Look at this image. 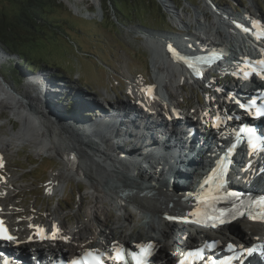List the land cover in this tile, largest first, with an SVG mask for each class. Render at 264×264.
Wrapping results in <instances>:
<instances>
[{"label": "bare ground", "instance_id": "1", "mask_svg": "<svg viewBox=\"0 0 264 264\" xmlns=\"http://www.w3.org/2000/svg\"><path fill=\"white\" fill-rule=\"evenodd\" d=\"M65 1L72 6L71 8H74L75 12L79 11L76 5L77 2L86 1L90 3V1H95L98 5L100 3V0ZM203 3L204 5L202 7L199 6L195 10L194 19L191 17L184 19L181 11H176L174 13V21L177 19L180 25L177 29L178 36L153 37L150 32L140 31L143 32V35H148L145 36V40L148 43V49L151 54L150 64L153 67L152 84L150 85L146 83V81L142 83L141 79L131 80L129 82L128 92L136 100L135 105H133L134 107L122 103V101L111 102L109 106L101 105L102 107H99L97 104L99 108L97 107L95 110L103 111L105 114L113 111L111 115H114L106 120L103 119L104 123L99 126L98 124L96 125L97 121L94 123L90 120L82 121L76 118L79 120V124H76L77 128L80 129V126L81 129H83L81 132L87 135L84 138L79 137L81 143L74 137H70V133L73 131H69V129L61 125L60 122V125L53 124L51 118L43 112L44 110L40 108L39 105L31 106L30 104H24L19 98L8 95L6 85H3L0 81V107L12 110L14 116H16L20 122V127L17 130L10 128L9 137L0 139L3 146L5 145V147H8L10 142L14 139L20 141L27 140L33 143L32 145L38 150V154H44L45 152L57 154L56 149L53 150L52 148V141H54L53 138H59V144L62 146L61 149L59 147V151H68L70 147L80 149V152L73 150L74 152L71 154L70 152H66L63 165L49 176L46 187H51L52 192L64 190L62 180L69 174L79 176L74 177L79 180L85 181L86 179V193L91 196L90 206H88L87 209L90 214L93 213L94 218L92 220L91 217H87L85 221L79 220L76 222V225L70 226L60 218L62 212L59 211V213H56V209L49 210V225L53 230L59 231L55 235V238L50 239L52 243L58 244L49 246L64 247L70 253H75L76 250L85 249L87 247H102L104 249L109 246L112 241L120 243L121 240L125 239L129 242L149 243L153 245L152 248L155 250V254L163 255L166 254L168 249L167 240L172 225L171 219L176 217H178V220H181V222L185 221L187 223L185 226L191 227L189 237L199 238L200 240L206 238L216 239L218 243L222 244L228 241L245 243L255 239L253 236L256 234V227L252 228L249 233L242 231L234 233L230 230L231 226L237 220L229 221L225 218L226 222L220 224L216 219L213 222L218 224L217 227H212V223L201 224L204 227H200L196 223H188L190 220L194 222H196V220L200 221V204L194 201L187 203L188 199L182 200L179 199V197L174 198L172 193L166 191L167 189H164L162 185L158 183L167 185L172 184L177 190L181 189L184 190L185 193H194L202 187L205 189V186L211 183V176L208 172L202 176L203 170L205 169L203 164L201 165L198 163L197 166L192 169L186 166L182 154L180 156L177 155L175 158L171 156L169 152L170 145L166 144L164 147L159 146V139L155 135L150 139L149 134L151 132L147 131L144 133L145 129L148 130L149 127L141 124L144 119L134 115V108H138L146 117L149 108L158 105V100L163 101L169 99L175 104H178L177 93L176 91L173 92V89H181L188 81H191V83L204 81L199 78V76L201 77L203 74L189 71L183 63L170 54L168 55L165 49L167 43L170 44L171 48H173V44L176 45L178 53L180 54L194 55L193 51L196 49V45L198 44V46H201L200 42L197 41L200 40V38L202 39L203 36H207V39L219 40V44L227 45L230 49L239 47V50H242L247 49L249 45V41L247 40H249V38L257 37L253 33L250 34L251 37H248L243 30L241 33H237L235 30L233 31L232 25L228 23V18L236 17L239 24H241L245 21L244 17H246L252 20L253 26H255L253 23L254 21L259 22L256 25H264V14H260L258 9L257 13L254 15L252 13H246L248 12L247 10H244L241 14L234 15L228 9V12H224L223 9H218L215 6L209 5V0H204ZM84 14L88 17L95 16L94 12ZM201 18L203 21L200 20ZM239 24L237 23L238 26ZM234 35H240L239 39L241 41L238 42L239 44H234ZM192 40L196 41L197 44H189ZM202 44L204 45V43ZM208 80L209 79L205 81ZM207 83L213 86L212 82L209 81ZM8 99L11 100V106ZM197 104H201V102L198 100ZM30 107L37 109L39 119L42 121L41 124L44 127L39 126V122L32 119V116L29 117L26 115ZM116 110L118 112H114ZM196 113H198V111H196ZM132 114L135 116L133 119L131 117ZM155 117L156 115L151 116L150 119L156 120ZM96 127L104 129H96ZM117 127L120 128V131L115 129ZM93 130L97 131L99 135L98 139L93 138ZM86 137L90 139L87 138V140ZM84 142L88 145L85 144L87 148H84ZM109 142L114 145L112 150L109 148ZM118 144H121L120 147ZM104 147L107 148L105 149ZM1 149L3 151L4 149L0 148V154L4 157V152ZM102 150L106 151L108 156L106 154L103 156L104 153ZM161 152L164 153L161 154ZM139 155L143 157L145 155V157H148L151 161L145 160L146 158H138ZM113 157H118L120 160L119 164L123 168L122 170L117 167V162ZM193 159L196 161L195 155H193ZM127 170L129 172H127ZM148 170H150L152 174H148ZM130 171L138 172V175L131 176L128 174ZM13 177L14 176L10 174L9 177L4 176L1 179L0 200L3 201L4 217L11 223L15 232L20 235V239H23L24 237H29L26 234L36 233V230H34L33 227H29V225L37 224L38 222H35L36 216L31 214L24 217V221H22L12 209L15 205L13 204L11 196L6 192V186ZM148 177L153 178L158 183L149 184V181L146 180ZM145 181L147 185L143 184ZM12 190L10 189L11 195L15 193V191ZM110 196H113V198H110ZM102 200H111L112 209L115 208V211L125 208L124 203L128 201L132 203L137 211L143 214V216H139L140 223L136 225L132 233L127 235L123 233L128 213L126 215L123 214L121 217H119V215L113 220L112 218L106 219V221H109V225H94V223H96V210L100 208L98 205ZM169 202H172V206L170 207L168 205ZM183 208L188 209L186 215L182 214ZM110 214H108V217L112 215ZM177 225L178 222L173 226ZM42 226L44 227V225ZM90 226L94 227L96 234L89 232ZM205 226H210L215 229ZM63 227L69 229V232H63ZM182 229L186 230L184 227H182ZM233 236L237 238H232ZM64 237H67V240H65ZM32 242L38 243V237H35ZM43 242L46 244L48 241L43 240Z\"/></svg>", "mask_w": 264, "mask_h": 264}, {"label": "rangeland", "instance_id": "2", "mask_svg": "<svg viewBox=\"0 0 264 264\" xmlns=\"http://www.w3.org/2000/svg\"><path fill=\"white\" fill-rule=\"evenodd\" d=\"M59 1L65 9L59 12L50 10L48 15L59 19L63 31L53 34V29L43 27L42 33L32 42L33 46L25 48L35 56L36 60L42 59L49 62L51 68L22 65L16 55L1 49L0 46V81L6 85L8 95L19 98L24 104L39 105L42 109L51 110L55 115L54 120L58 123L61 121L69 131H73L70 137L78 141H80L79 137L84 138L87 135L81 132L83 129L80 126V129L77 128L76 124L79 120L76 118L94 123L97 121L96 125L99 126L104 123V120L114 115H111L113 111L105 114L103 111L95 110L98 105L99 107L109 106L111 102L126 99L125 94L131 80L141 79L142 83L146 80V83L152 84L151 54L145 40V36L148 35H143L140 31L150 32L153 37H168L170 34L178 36L177 29L180 25L177 19L174 21V13L181 11L184 19L189 17L194 19L195 10L204 5V0H134L135 4L132 8L128 0H115L116 7L123 13V17L112 5L107 12L104 11L102 9L104 0H100L99 5L95 1L77 2L78 12H75L67 1ZM209 3L218 9L227 12L229 10L234 15L241 14L244 10L254 15L257 9L260 14H264V0H209ZM16 9L13 2L0 0V11L11 15L17 11ZM89 12H94L95 16L88 17L84 14ZM200 20L203 21L202 18ZM10 63L20 71L18 75L15 74L17 78L13 77L9 71ZM81 77L82 82L79 81ZM199 78L204 81L198 83L188 81L181 89H173V92L177 93L178 102L194 106L198 100L203 101L201 93L207 92L208 83L205 80L210 77L204 78L203 75ZM8 100L11 106V100ZM13 113L9 108L0 107V139L10 136V128L17 130L20 127V122ZM26 115L32 116V119L39 122L37 123L39 126L44 127L36 108H28ZM115 129L120 131L118 127ZM93 131V138L98 139L97 131ZM53 140L51 139L52 148L58 152L59 147L62 148L59 144L60 140L59 138H53ZM32 144L27 140L14 139L8 147H5L0 141V148L4 149V151L1 150L7 158V170L14 176L12 184L15 188L17 187L13 190L19 192L17 194L19 198L14 200L18 202L23 200L27 207L40 209L45 217L46 211L56 209V213L62 212L60 218L68 225H76V222L85 221L87 217L93 220V213L90 214L87 209L91 199V196L86 193L87 180H79L74 178L79 176L69 174L62 180L64 190L52 192L51 187H46L47 180L62 166V163L46 157L47 154H38V150ZM85 144L84 142L82 145L87 148ZM120 145L118 144L119 147ZM109 148L111 150L114 148L110 142ZM104 150H102L103 156L107 155ZM169 152L174 158L181 155L171 148ZM113 159L117 162V167L122 170L118 157ZM147 172L152 174L150 170ZM128 174L134 176L138 175V172L130 171ZM146 180L149 184L158 183L153 178L148 177ZM143 184L147 185V182ZM158 184L170 193L181 190L175 189L172 184ZM127 203L132 205L127 201L125 205L123 204L125 208L115 211V208L112 209L111 200H102L98 205L100 208L96 210L94 225H109L106 219L113 220L119 215L121 217L128 213L123 233L125 235L132 233L136 225L140 223V214L135 212L136 208L133 205L131 207ZM108 214L111 216L108 217ZM171 221V228L176 222L178 225L183 224L184 227L187 224L185 221L178 220V217L172 218ZM91 227H89L90 231L94 232V227ZM254 227H256V235H264V227L261 224L253 225L240 220L235 221L230 230L234 233L237 231L249 233Z\"/></svg>", "mask_w": 264, "mask_h": 264}, {"label": "trees", "instance_id": "3", "mask_svg": "<svg viewBox=\"0 0 264 264\" xmlns=\"http://www.w3.org/2000/svg\"><path fill=\"white\" fill-rule=\"evenodd\" d=\"M17 7L14 14H6L0 11V46L5 51L19 58L22 65L29 64L42 68H51L49 62L36 60L35 56L25 48L33 46V41L42 33L43 27L53 29L52 33H60L63 28L59 19L48 14L50 10L59 12L65 9L59 0H8ZM134 8V0H128ZM146 1V0H145ZM114 6L116 11L124 17L123 13L116 7L115 0H104L102 9L108 11L110 6ZM9 71L15 78L20 72L12 63L9 64ZM82 76V75H81ZM82 80V77H81Z\"/></svg>", "mask_w": 264, "mask_h": 264}, {"label": "snow or ice", "instance_id": "4", "mask_svg": "<svg viewBox=\"0 0 264 264\" xmlns=\"http://www.w3.org/2000/svg\"><path fill=\"white\" fill-rule=\"evenodd\" d=\"M254 25L258 24L259 22L254 21L253 22ZM261 35H264V33H262ZM169 50L170 51H174L173 49H171V46H169ZM256 64L260 65L261 69H264V59H260L258 61H256ZM246 106L241 104V108H245ZM256 115L257 116H262L264 115V110L262 109H257L256 111ZM218 119V118H217ZM261 203H264V201H262ZM229 215H234V214H229ZM250 219H261L264 220V212H262L258 217H249ZM226 222L225 219V214L223 212L220 213V219H219V223L223 224ZM212 227H217L218 224L213 222ZM29 227H33L32 225H29ZM37 229V234L40 236V239H46V238H55L56 233L53 232L52 236H45L44 235V229L39 227V226H35ZM55 227V226H53ZM0 239L3 240H8V241H15L16 237L12 236L8 233L7 229L3 226V222L0 221ZM29 239H31V237H29ZM65 240H67V237H64ZM137 247L140 248V253L138 255L133 254V258L135 260V264H145L146 262V256L149 254L150 249L153 247V245L148 244L147 246L145 245H138ZM233 246L230 244L229 248H232ZM87 256H91L93 257L92 260V264H103V259L102 258H97V256L93 255V253H86ZM111 259L113 261L116 262V264H123L124 262V256L122 253V250L120 248H116L114 247L113 249V255L111 256ZM70 264H84L83 261H77V260H72L70 261Z\"/></svg>", "mask_w": 264, "mask_h": 264}, {"label": "water", "instance_id": "5", "mask_svg": "<svg viewBox=\"0 0 264 264\" xmlns=\"http://www.w3.org/2000/svg\"><path fill=\"white\" fill-rule=\"evenodd\" d=\"M44 111V113L45 114H47L50 118H51V122L53 123V124H57V125H60L58 122H56L55 120H54V114H53V112L51 111V110H45V109H43ZM56 118V117H55ZM60 123H61V121H60ZM61 125H63V123H61ZM42 131H43V129H42ZM73 150H75V151H77V152H80V149H76V148H71L70 147V149L68 150V151H65V150H63V151H58L57 152V154L55 153H49V152H45L44 154H47L46 155V157H48V158H52V159H56V160H58L59 162H61L62 163V165H63V163H64V159H65V156H66V152H70V154L72 153V152H74ZM135 209V208H134ZM135 212L136 213H139L140 214V216H143V214L142 213H140L139 211H137L136 209H135ZM226 219L227 220H229V221H235V220H240V219H237L236 217H233V216H228V217H226ZM240 221H242V222H244V223H248V224H252V223H249V222H247V221H245V220H240ZM217 222L219 223V220H217ZM188 223H196L197 225H199L200 227L202 226V227H204L203 225H201V224H205V223H207V222H201V221H197L196 220V222H194V221H191L190 220V222L188 221ZM205 227H209V228H211V229H215V228H212V227H210V226H205ZM234 237H236V236H233L232 238H234ZM237 238V237H236Z\"/></svg>", "mask_w": 264, "mask_h": 264}]
</instances>
